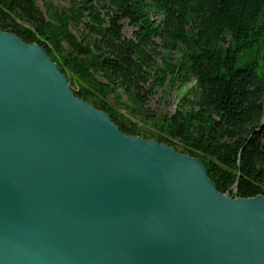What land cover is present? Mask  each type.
Returning a JSON list of instances; mask_svg holds the SVG:
<instances>
[{
    "label": "water",
    "instance_id": "obj_1",
    "mask_svg": "<svg viewBox=\"0 0 264 264\" xmlns=\"http://www.w3.org/2000/svg\"><path fill=\"white\" fill-rule=\"evenodd\" d=\"M0 264H264V196L123 133L46 50L0 29Z\"/></svg>",
    "mask_w": 264,
    "mask_h": 264
},
{
    "label": "trees",
    "instance_id": "obj_2",
    "mask_svg": "<svg viewBox=\"0 0 264 264\" xmlns=\"http://www.w3.org/2000/svg\"><path fill=\"white\" fill-rule=\"evenodd\" d=\"M66 1L0 0V29L42 46L123 133L200 158L221 193L264 196V0ZM167 85L190 86L157 116Z\"/></svg>",
    "mask_w": 264,
    "mask_h": 264
},
{
    "label": "rangeland",
    "instance_id": "obj_3",
    "mask_svg": "<svg viewBox=\"0 0 264 264\" xmlns=\"http://www.w3.org/2000/svg\"><path fill=\"white\" fill-rule=\"evenodd\" d=\"M55 4L60 6H67L68 2L66 0H52ZM38 6L43 9L42 0H36ZM157 18V17H155ZM123 33L126 37H130L132 34V27L127 24V21L123 22ZM163 51L160 52L162 54ZM175 55V54H174ZM154 64L160 62L158 54L153 58ZM190 85L171 88L170 85L158 88L155 90V93L149 98L147 107L155 113L157 116H162L165 113L173 114L176 110L177 105L180 103L181 97L185 94L186 89ZM111 101V95L108 97ZM125 96L123 100H125Z\"/></svg>",
    "mask_w": 264,
    "mask_h": 264
}]
</instances>
